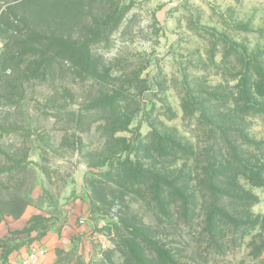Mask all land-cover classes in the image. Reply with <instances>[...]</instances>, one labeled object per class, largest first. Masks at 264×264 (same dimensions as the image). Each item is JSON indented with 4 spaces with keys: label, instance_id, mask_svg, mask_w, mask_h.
Masks as SVG:
<instances>
[{
    "label": "rangeland",
    "instance_id": "obj_1",
    "mask_svg": "<svg viewBox=\"0 0 264 264\" xmlns=\"http://www.w3.org/2000/svg\"><path fill=\"white\" fill-rule=\"evenodd\" d=\"M22 3L0 0V225L39 219L0 235V261L51 248L56 264H264V180L247 179L264 167V0ZM57 21L71 51L32 53L27 25L50 37ZM235 150L246 166L220 171V196L209 166ZM216 201L238 224L210 240Z\"/></svg>",
    "mask_w": 264,
    "mask_h": 264
},
{
    "label": "trees",
    "instance_id": "obj_2",
    "mask_svg": "<svg viewBox=\"0 0 264 264\" xmlns=\"http://www.w3.org/2000/svg\"><path fill=\"white\" fill-rule=\"evenodd\" d=\"M36 0H23L22 5H24V3H31L34 2ZM39 2V0H38ZM36 8V16H39V13H43L44 8L46 7V4H44V2L42 4H38V5H34ZM40 11V12H39ZM57 24L54 28L56 29L53 32H50L49 35L50 37H45V31L43 29H39V25L36 23H30L29 25H27L26 31H25V35L28 38V48L32 51V53L34 54H40L42 52V50L46 47L49 46L52 50H55V55L59 56V54L64 53V52H68L71 51L72 47L71 45H73L74 43L71 42V38L68 36L67 38L64 37V35L62 33L59 32L58 28H59V22L57 21ZM46 40H47V45H46ZM66 49V51H64ZM61 52V53H58ZM256 94L261 97L264 96V89L262 90H257ZM167 143L169 144V146L171 148L174 149V147L177 148V150L179 151V154H181L180 156H182L183 160L192 158L193 153L192 151L188 148H186L184 146V148L181 147L180 143H175V141H167ZM243 144H246L243 142ZM257 147V146H255ZM170 148V149H171ZM238 151H234L232 154L227 153V155L225 154L220 160H219V165H215L211 164L212 166H209V169L214 168V172L211 175H208V182L212 190H215L216 192L220 193V196H223L221 193L222 187L223 185V175L222 173L224 171L228 172V174H230L232 172V168L235 166L237 168L240 167H244V165L246 166V162L241 160L240 158H238ZM216 159V158H215ZM217 160V159H216ZM258 162V163H257ZM256 162V167L251 168L254 173L251 177L247 178L249 180V182L254 185V186H259L262 184L263 180H264V167L263 164H261L259 161ZM259 164V165H258ZM217 169V170H216ZM223 171V172H220ZM223 176V177H222ZM237 177V176H236ZM235 176L233 177H229L228 179L230 181L235 180L236 178ZM170 187V185H168L166 182L164 181H159L158 184L156 185V190L158 191V193H163L165 190H168ZM229 190V189H228ZM232 190V189H231ZM179 192V190L177 191ZM230 196L231 198H239L238 196L235 195H227ZM250 198V197H249ZM248 197L246 199L244 198H239L238 199V203H242L243 206L246 205H251L252 201L251 199H249ZM152 202L156 205L157 204V208H159V210L161 211H165L167 209V207L170 204H174V203H178L181 206H188L192 203H189L187 201V199L185 200L184 198H179L177 199V201H174L172 203H165L160 197H156L152 200ZM185 214L187 213L186 210L183 211ZM38 216H34L32 217L28 223L32 222L33 220H38ZM223 223L225 225H230L231 227H236L238 224V222L232 217L229 216V214L225 211L222 210V208H220L218 201H216L215 203H212V207L211 210L209 211V213L206 211L205 215H204V220H203V224H204V232L207 235V237L210 238V240L216 239L215 234L217 233L218 229L223 225ZM141 245L145 246V250L146 248L148 250H151V252H154L157 260H159L160 258V253H165V251H163L161 248L158 246V242L154 241L152 239V237H149L148 235L142 233L141 235ZM145 254V253H144ZM151 254V253H150ZM150 255L145 254V257L143 256V258L149 257ZM156 262L158 264H179L175 261H172L171 258L167 255V259L165 258V261H140V264H156Z\"/></svg>",
    "mask_w": 264,
    "mask_h": 264
},
{
    "label": "crops",
    "instance_id": "obj_3",
    "mask_svg": "<svg viewBox=\"0 0 264 264\" xmlns=\"http://www.w3.org/2000/svg\"><path fill=\"white\" fill-rule=\"evenodd\" d=\"M34 213L31 211L30 207L26 208L18 221L14 222L12 225L3 223L0 225V235L3 236L7 234L8 231L19 229L21 226H23L33 215ZM53 240H50L48 245H51ZM22 252V251H21ZM15 253L12 256H8V259L6 261H0V262H13L18 260L21 256H23V253ZM1 254V253H0ZM26 254V253H25ZM37 264H56V258L54 255V251L49 248L45 251L44 256L40 259V261Z\"/></svg>",
    "mask_w": 264,
    "mask_h": 264
},
{
    "label": "built area",
    "instance_id": "obj_4",
    "mask_svg": "<svg viewBox=\"0 0 264 264\" xmlns=\"http://www.w3.org/2000/svg\"><path fill=\"white\" fill-rule=\"evenodd\" d=\"M45 251L39 248L30 249L25 255L13 262H0V264H37L44 256Z\"/></svg>",
    "mask_w": 264,
    "mask_h": 264
}]
</instances>
